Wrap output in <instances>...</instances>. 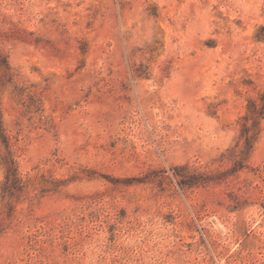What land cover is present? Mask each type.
<instances>
[{
	"label": "rangeland",
	"instance_id": "374dc122",
	"mask_svg": "<svg viewBox=\"0 0 264 264\" xmlns=\"http://www.w3.org/2000/svg\"><path fill=\"white\" fill-rule=\"evenodd\" d=\"M263 90L264 0H0V264H264Z\"/></svg>",
	"mask_w": 264,
	"mask_h": 264
},
{
	"label": "trees",
	"instance_id": "16d2710c",
	"mask_svg": "<svg viewBox=\"0 0 264 264\" xmlns=\"http://www.w3.org/2000/svg\"><path fill=\"white\" fill-rule=\"evenodd\" d=\"M264 119V90L259 95L258 100L249 99L247 102V109L245 115L241 118V129L239 139L242 143L241 151L246 154V158L252 151L253 146L260 134V121ZM5 181L3 183V189L10 187L18 188L22 187L23 181L18 176L16 166L13 160H5ZM176 177L182 179H188L189 184L184 183L186 186L194 185L202 179L205 181L206 178L203 174L198 173L193 169H189L187 166L176 168ZM196 181V182H195Z\"/></svg>",
	"mask_w": 264,
	"mask_h": 264
}]
</instances>
